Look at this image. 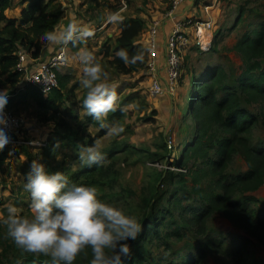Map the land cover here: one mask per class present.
Wrapping results in <instances>:
<instances>
[{
    "label": "rangeland",
    "instance_id": "1",
    "mask_svg": "<svg viewBox=\"0 0 264 264\" xmlns=\"http://www.w3.org/2000/svg\"><path fill=\"white\" fill-rule=\"evenodd\" d=\"M50 1L61 8V3ZM169 2L79 0L77 5L72 6L76 17L82 16L84 19L78 23L87 25L95 33L81 46L92 51L110 74L111 83L116 86L119 96V108L131 106L121 111L118 117L110 113L107 122L119 123L125 131L119 137H108L106 130L100 129L98 123L82 108L86 95V90L80 85L82 66L72 59L78 49L65 48L70 62L57 71L69 73L67 85H74L77 116L69 117V120L74 125L79 124L83 136H95L93 143L97 139L102 141L105 159L99 166L82 167L78 159L82 146L74 147L64 139L56 138L52 133V120H40L48 112H43L30 97L16 94L17 91L12 93L14 90L4 79L5 75L0 74V92H7L5 109L22 116L25 122L21 136L17 139L16 136L12 137V142L8 144L7 157L0 166V214H4L6 206L12 204L22 215L31 216L30 196L24 190V184L32 161L36 160L49 173L59 171L67 175L70 184L82 182L85 186H95L103 202L135 216L140 223L150 201L148 213L154 224L146 226L145 230L142 227L138 238L128 243L131 257H122L121 264H232L231 256L239 250L241 264H264V242L259 237V231H246L217 210L205 216L202 227L191 220L192 212L196 211L194 208L205 204L201 194L205 191L219 194L217 183L243 171L246 165L236 149L224 167H212L210 161L217 158L214 151L217 139L227 133L212 118L206 105L200 106L203 110L197 117H193L187 109L195 83L215 75V96L222 93L221 85L228 86L229 90H234L240 96V106L255 116L243 135L251 146L264 147V87L263 92L258 94L240 85L242 83L237 77L246 65V48L236 45L245 34L255 36L259 23L264 21V0L188 1V14L192 13L200 20H209V47L200 49L197 44L191 43L184 51L180 78L170 95L171 99L148 91L146 67L129 73L116 71L109 63L112 57L110 50L105 54L102 45L112 47L118 33V23L106 22L109 13L120 12L123 18H142L144 25L137 36L139 39L141 35L144 37L145 25L166 19ZM18 5L19 0H14L7 9L8 15L17 12ZM62 12L64 14V10ZM58 47H43L45 51L41 58L53 50L55 52ZM24 48L18 46V50ZM249 60V63L259 61L263 66L261 54H253ZM258 70L255 68L254 71ZM262 83L264 86V80ZM199 102V98L194 99L192 105L197 108ZM100 130L103 132L100 133ZM38 137L45 138L44 146H32L22 141ZM193 139L197 142L188 146ZM203 152L209 159L201 156ZM246 195L250 197V213L264 215V182L254 190L231 194L233 198L241 200ZM4 233L2 226L1 254L10 259L25 255L11 239L4 237ZM90 260L91 252L86 250L75 262L90 264ZM2 264H8V261L3 259ZM13 264H17V261Z\"/></svg>",
    "mask_w": 264,
    "mask_h": 264
},
{
    "label": "trees",
    "instance_id": "2",
    "mask_svg": "<svg viewBox=\"0 0 264 264\" xmlns=\"http://www.w3.org/2000/svg\"><path fill=\"white\" fill-rule=\"evenodd\" d=\"M22 1V0H21ZM12 0H0V74H4V79L13 88V92L23 96L30 97L34 103L41 108L43 112H48L40 120H52V133L56 138L64 139L68 144L79 147L93 144L95 136L88 134L83 136L80 133L79 124H72L69 117H76L74 108V85H67L69 73L56 72L57 85L48 90L45 94L29 84L22 88L18 87L21 79V71L16 68L18 46H25L26 52L30 57H38L40 50L39 37L45 31L51 30L58 19L63 15L62 10L50 0H28L25 5H21L17 15H6L5 10L10 6ZM20 3V0H19ZM144 20L138 16H125L121 23H118L119 31L114 37L112 47L103 45V52L107 54L110 50L112 57L109 59L111 66L118 72L129 73L133 70L144 67V63H137L132 66H126L121 59L116 57V52L125 49L131 57L137 51L145 49L144 45L138 40V35L142 30ZM236 45L246 52V65L237 77L240 85L252 90V93L263 92L264 71V21L259 23L258 29L255 30V36L245 34ZM70 48H73L69 45ZM110 48V49H109ZM262 55L263 66L259 61L249 63L252 55ZM255 63V64H252ZM258 68V72L254 71ZM217 77L208 76L200 79L195 83V88L188 100V112L197 117L202 112V107L206 105L212 118L219 122L227 133L220 139L214 151L217 158L210 161L212 167L222 168L234 150H238L245 162L246 169L231 175L229 178L217 183L220 189L219 194L213 191H205L201 194L204 206H200L191 214V220L195 225L203 226L205 216L213 210L219 211L222 215L230 218L233 223L244 228L249 232L259 231L260 239L264 242V215L251 214L249 205V196H242L243 199L233 198L231 194H243L245 191L254 190L258 185L264 182V147L251 146L243 133L246 132L253 123L255 116L240 106V96L234 91L229 90L228 86L221 85L222 93L216 97L214 82ZM200 99L198 107L192 105L194 99ZM121 114L120 108L113 113L115 117ZM110 116V114H109ZM199 129V127H198ZM103 130H100L102 133ZM196 139L191 140L188 146L194 145ZM8 154V145L0 150V166L4 163ZM206 157L205 153L201 154ZM206 159H209L206 157ZM181 164V163H179ZM162 174V173H161ZM160 174V176H161ZM83 185L82 182L73 183ZM153 194H151V197ZM150 201L147 202L141 222L144 230L153 226L154 222L149 217ZM198 222V223H197ZM0 235H2V225H0ZM5 237V233H4ZM131 240L126 241L129 243ZM2 240L0 239V244ZM7 244H4L6 246ZM4 247L2 246V250ZM16 255V254H14ZM2 258V259H1ZM0 259L13 264L15 261L26 262L27 264H50L48 257L35 256L25 253L23 256H13L12 259L4 256L0 252ZM0 260V261H1ZM232 264H241L240 250L231 256ZM21 262V263H22ZM74 264H79L74 262Z\"/></svg>",
    "mask_w": 264,
    "mask_h": 264
},
{
    "label": "clouds",
    "instance_id": "3",
    "mask_svg": "<svg viewBox=\"0 0 264 264\" xmlns=\"http://www.w3.org/2000/svg\"><path fill=\"white\" fill-rule=\"evenodd\" d=\"M120 12L109 13L107 23H121ZM94 31L72 20L60 28L45 31L39 37L41 46L52 48L71 45L78 49L74 57L82 66L80 85L86 90L82 100L85 113L106 130L108 137H119L125 128L119 123L109 124L107 118L119 107L116 86L111 83L110 74L103 68L96 56L87 47ZM151 49L137 51L131 57L125 49L116 52L126 66L143 63ZM69 57L60 60L61 65L69 63ZM7 92H0V125L7 126L4 109ZM127 107L120 108L125 111ZM9 143V137L0 128V150ZM81 166H99L105 159L102 141L82 146L78 151ZM24 190L30 196L31 216L22 215L19 209L9 204L6 212L0 214V225L5 229V238L25 253L48 257L51 264H74L77 257L86 250L91 252L90 264H121L122 257L130 258L131 250L126 241L136 240L143 228L135 216L99 198L95 186L70 184L62 172L49 173L43 164L32 161L26 176ZM17 264H21L17 261Z\"/></svg>",
    "mask_w": 264,
    "mask_h": 264
},
{
    "label": "built area",
    "instance_id": "4",
    "mask_svg": "<svg viewBox=\"0 0 264 264\" xmlns=\"http://www.w3.org/2000/svg\"><path fill=\"white\" fill-rule=\"evenodd\" d=\"M189 0H170L166 19L152 21L147 25L145 49H151L146 54L144 68L146 67L149 77L148 91L151 94L170 95L178 84L181 73L182 54L191 45L197 44L200 49L209 47V20H200L188 14ZM189 5V6H188ZM166 20L169 22L164 24ZM67 56L65 47L59 46L55 52L46 58L28 56L24 50L17 51L16 68L21 71V79L18 87L22 88L29 84L45 94L52 87L57 85L56 72L61 65L59 62ZM4 116L7 126L0 125L9 137L21 136L25 129V122L22 116L12 114L4 109ZM32 146L42 147L45 145V138H29L22 140ZM8 143V144H9ZM7 144V145H8Z\"/></svg>",
    "mask_w": 264,
    "mask_h": 264
},
{
    "label": "crops",
    "instance_id": "5",
    "mask_svg": "<svg viewBox=\"0 0 264 264\" xmlns=\"http://www.w3.org/2000/svg\"><path fill=\"white\" fill-rule=\"evenodd\" d=\"M53 1V0H52ZM57 2H59V3H61L60 4V7L62 8V10H64V14L58 19V21L56 22V24L54 25V27L55 28H60V27H62V26H64V25H66L67 23H69L70 21H72V20H75V21H77V22H79V20H81V19H83V17L82 16H80V17H76V13H75V11H72L71 9H72V6H74V5H77L78 3H79V0H56ZM14 2V0H12V2L11 3H13ZM27 3V0H20V3H19V5H18V8H17V12L15 11L13 14H11V15H9V16H14V15H16L17 13H18V10H19V8H20V6L21 5H25ZM9 8V7H8ZM7 8V9H8ZM60 8V9H61ZM7 9L5 10V13H6V15H8V13H7ZM76 14V15H75ZM84 20V19H83ZM85 22V21H84ZM169 22V20L168 21H166L164 24H167ZM81 25V24H80ZM81 26H87V25H81ZM147 27V25H145V28ZM145 31H144V37H142V35L140 36V38L138 39L141 43H142V45H145V42H146V29H144ZM118 31H119V28H118ZM69 46V45H68ZM66 49H68L67 47H66ZM24 51H26V48H24ZM44 49H43V47H41V50H40V55H38V59H43V58H46L49 54H51L53 51H51L50 53H48L47 55H45L43 58H41L42 57V55H43V53H44Z\"/></svg>",
    "mask_w": 264,
    "mask_h": 264
}]
</instances>
